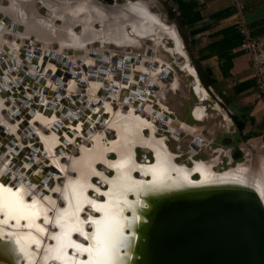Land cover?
<instances>
[{"label": "bare ground", "instance_id": "bare-ground-1", "mask_svg": "<svg viewBox=\"0 0 264 264\" xmlns=\"http://www.w3.org/2000/svg\"><path fill=\"white\" fill-rule=\"evenodd\" d=\"M10 1L11 3L9 4V6H3L2 4H0V13H3L11 17L17 23L23 22L22 25L26 27L25 33H20L17 30H14V32H16L17 35L20 37H25L26 34L29 33H35L37 39L39 38L38 40L41 41L45 46L46 45L49 46L51 45V43L59 44L58 52H61L62 50H66L68 49V47L71 48L70 46L72 47L82 46L85 44V42L86 43L89 42L87 45L95 42H101L102 45H106V43H109V44H114L115 46L118 47L129 46L127 44H120L119 42H117V39H114V36L116 37V35L118 34L116 32H118L119 30L122 32V36L126 40H131V38L134 35L141 37V31H142V33L146 35L141 38H152L151 36L153 35L152 33H155V35L157 36V39L155 40L159 42V40L162 39L164 36L163 33L165 31L163 29H167V32L169 33V37L174 38V40L177 43V47L178 44L180 45V42L183 45L181 38L179 37L177 30L174 28V26L168 25L163 19L160 18L159 14L154 13L152 10H150L151 6L148 5L147 3H141L139 1H127L124 3L116 4V8L118 9L107 10L105 7L98 4L96 0H77L74 2L71 0H42L41 3L48 8V18L44 17L45 21L51 23L49 15L53 16L52 13H55L56 14L55 24H57V21H60L61 24L59 23L57 27L59 28L60 26L62 28V29H58L56 27L55 30L57 31V39L59 40V42L56 41L44 42L40 40V38H42L43 35L46 33H48L49 35V31L45 30L42 23L41 26L38 24V21H36L37 19H39L38 18L39 16L37 15L34 8H32L33 13H28V10L25 11L24 9L25 6L23 4H20L19 1L17 0H10ZM20 6L22 7V9H24V11L21 10ZM20 14H22L21 18L19 17ZM147 14H149V16L151 17H149ZM33 15L35 16V18H32L34 17ZM153 20H156V22H158L161 28L156 27L155 21ZM98 23L100 24V27L96 28ZM128 25H131V27H128ZM67 28H71L73 31H75V33H81V32L83 33H81L78 36L74 32L73 33L67 32L66 31ZM77 28H80V30L77 31ZM170 30H172V32H169ZM9 32L10 31L8 30V28H4L3 30H0L1 44L4 38L3 36L5 34H9ZM20 39H26V38H20ZM48 39H50V36ZM33 47L34 45H32L31 48L29 49L30 52L33 50L32 49ZM1 48L2 47H0V53L6 51V49L4 50V48L3 49ZM34 51L37 52L35 50V47H34ZM45 53H47V51ZM42 60H43L42 57H39L40 64L42 63ZM6 62L8 63L6 68L4 66H1L2 64H0L1 66L0 68L2 69V71H4L6 75V79H4L3 83H1L0 88L2 89L3 87L5 88L7 86L9 89L12 90V88H10L9 86H11L12 82H16V81L8 74V71L9 72L11 70L17 71V67H15L17 66V64L16 63L13 64V61L10 62V60H6ZM87 63L88 62H86V64ZM59 65H60V69H59L60 71L64 70V72H69L70 70H73L72 68H69L64 64H59ZM53 69L54 71H56L58 69L57 65L53 66ZM21 70H23L22 66H21ZM193 70L196 74L194 68ZM31 71L33 72V74H37L36 70H31ZM83 76L85 78L84 73ZM194 77L197 81V85L198 84L200 85V82L197 78V74ZM9 80H11L12 82ZM19 80L21 79L19 78ZM35 80L36 78H34L31 81V83L32 84L35 83L36 85L38 84V82ZM79 80L81 79L79 78ZM70 82H71L70 80L68 82L65 81V77H64V83H63L64 88L68 89L70 86ZM73 82L79 84L81 81L78 82V80L73 79ZM134 82H135L134 80L129 82L128 80L123 81L124 86H122L118 91H114L116 96L123 97V95L128 92L131 93L138 92L139 88L136 87ZM88 88L91 90L90 91L92 98L91 103L102 99L105 104L103 108H105L106 111L109 113V118L107 122L102 124L103 130L101 131V133L97 135L96 134L91 135L89 131L88 132L83 131V129L88 126L86 125L87 123L85 122L83 117H80L79 110H76V107L74 106L75 105L74 101L76 99H79L83 103H85L86 100L84 102L82 99V95L79 96L77 95L79 92L78 88L74 92H69L70 95L69 96L67 95L68 97L65 99V101L63 99H59V100L61 104L64 103V108H66V110L62 112L65 113L66 115H71L70 116L71 124L67 127L62 126L60 120L55 118V116H52L56 121L52 122L53 120L51 121L45 120L44 122L47 123V127H50L53 135L50 136L49 139H47L46 136L43 137L41 143L36 142L37 144L36 146L38 147L41 146V149L43 146V148L46 150V154L43 155V160L44 159L46 160L47 158L49 161L48 164H51L59 168L62 172L61 175L58 174L54 175L56 181L54 188L50 189V192L48 194L44 196H39L38 190L40 188H37L38 185L36 182H39L41 179H43V174H42V169L40 168L42 160L39 159L37 155L35 156L34 159L36 163L32 167V169L36 167L33 170L34 174L31 175V180L26 179V181L25 180L21 181V185L18 191H16L18 195L10 196L7 193H0V199L6 198L9 203L13 204L14 207H15V202L17 200L22 201L23 204L25 205H33V202L35 201V204L32 207H25L23 209L16 208L14 212L11 214V216L7 213L6 209L0 208V236H3L6 239L9 238V237H5V233L9 231L7 230V228L3 226V224H5L4 221H7L6 223L11 224L12 227H16V228L27 227L30 230V231H22V230L18 231L25 233L20 234L21 241L18 242L17 239L15 240V242H17L15 243L16 249L22 251L25 254H28L31 251L32 246H33L32 251H34L37 248L39 249L41 245L45 243L52 251V249L56 246L57 241L56 240L52 241L51 238L54 235H60L62 232L67 231L69 225H74L77 222V216L79 217V220H86L89 217L99 218L95 216V214L92 211L88 210V208L89 207L91 208V206L87 203V200H95L99 204L110 205L112 209L119 214V218L122 219V223L125 226L123 229L125 235L127 226L133 224V221L131 220L132 221L131 222L130 218H128L126 214V212L131 208V206L129 205V202L125 199V196L128 195L129 192L133 190V187L131 186V182L136 184L139 182L140 183L146 182L145 178L141 180L136 179V177L134 176V172H140L144 177L148 174H152L154 179L153 181H161L165 179L166 176H171L172 173L176 171L181 175V178L187 182H190L192 180L191 175L193 172H198L200 174L201 179L203 180L219 172L213 168V162L195 160L194 165L191 167L187 165L178 164L176 162L177 155L168 148V145L166 144V139L163 136H158L157 133L160 130L158 129V126L155 125L154 120H150L144 117L140 112L137 111V108L133 103H131L129 107L124 108L125 105L124 102L120 101L119 99L117 100L119 107L115 109L112 107L113 105L112 101L108 99L105 95H99L90 87ZM199 91L202 92L201 90ZM32 97L34 96L28 95V98L31 101L32 100L34 101L35 98ZM36 100L37 101L36 102L34 101V103L37 104V106H35V108L33 109L34 110L33 116L29 120L30 125H32V120L37 119V117L40 114L45 115L47 113L46 109L48 103L47 101H45V98H43L42 100L40 98H37ZM3 106L0 103V125L4 124L7 131L6 133H8L9 135H14L18 143L21 144V146H23L22 145L23 143L20 141L21 137L16 133V131H14V129L12 130V128L7 124L6 119L9 120L8 117L6 118L2 115V108H4ZM53 106L56 105L52 104L50 108L53 109L54 108ZM7 107L5 106L4 109H7ZM40 107L42 108L40 109ZM93 107L94 110L100 109L96 106ZM14 108L17 109L18 107L17 108L14 107ZM201 111H202L201 109H198L197 113L199 114L201 113ZM49 114L52 115V110H49L48 115ZM82 116H86V115H82ZM93 116L95 117V115ZM21 117H22L21 121L26 119L25 115H22ZM74 120L75 122L83 121L78 126L79 132H77L75 130L76 128H74L75 127L74 126L75 124H73L75 123L73 122ZM87 121L91 123V120H87ZM29 124L28 122H25V125H22V127L25 129L27 128L26 126ZM34 127L36 126H33V128ZM36 129L39 130L38 128ZM107 131L116 133L115 139L107 140L105 138V133ZM145 131L148 132V135L145 134ZM26 133H24L23 135L24 137L29 136L28 133L27 134ZM78 134L79 137L83 138V143L79 144V148H77V155L76 153H73L71 154V156H69L70 151L66 147L68 146V144L73 143L72 141H69L70 140L69 138L73 137L76 139ZM8 139L9 136L7 134L5 135L3 134L2 137L0 136V140L3 143L8 142ZM89 139H92V144L89 143L90 141ZM1 141H0V145L2 144ZM35 141H37V139L33 138L30 141L31 143H29L30 144L29 146L32 147L33 146L32 143ZM63 146L65 148L63 155L57 154L56 153L57 150ZM137 146L149 149L152 151V153L154 152L157 158L156 163L152 165H147V163L146 165L138 163L135 159V148H137ZM110 153L116 155L115 160H111L108 157ZM64 158H67L70 162L76 165L74 169L76 170L77 175L76 174L68 175L67 168L70 162H66ZM11 159H12V155L10 154V150L6 154L4 160L0 159V177L3 176L7 170H10L12 179L16 178L17 176L16 172H14L12 168H9L8 166V163L11 161ZM249 163H251V160H247L246 162L243 163L241 162L235 166H231L229 169L226 170L227 171L226 174L230 173L232 175L243 178H253L256 180V182H258L260 187L264 189V160L261 161L257 167L252 166ZM99 164L100 165L103 164L105 166L104 168H108L109 170L113 169L114 176L112 175V177H109L106 174L107 172L100 170ZM95 165L98 166V170L95 169L94 167ZM24 166L25 169L27 170L26 172L24 171L22 173L29 178L27 171H30L31 166L27 162H24ZM62 175L65 176L67 179L66 181H63V184H60L59 178ZM93 176H100V178L103 179V181L101 182L103 183V185L106 184V181L109 182L110 190L107 191L106 190L107 187L105 188L100 187L101 185L99 186L93 180ZM33 182H34L33 186H30L29 183H33ZM90 189H94L98 194H101L103 192L107 193V201L98 198V194L92 195L89 192ZM55 192H58L59 195L56 196L54 194ZM28 197H31V199H29ZM61 197L63 200H65V204H60ZM78 206L82 208V211H80L79 213L76 212ZM2 214L4 215V217L1 216ZM12 220H14V224L11 223ZM22 220L26 221L25 225L21 224ZM36 226L43 228L44 232L43 233L38 232ZM88 226L91 225L88 223L82 225L85 232H91V230L88 229ZM47 234H49L50 237L48 239H47ZM76 234L77 232H72L71 238L77 241L78 243H83L80 239H77L75 237ZM45 238L47 239L46 242H45ZM37 240L40 241L39 245H37L35 242ZM127 242L129 243V241L127 240L123 242L122 246L118 250L119 253L125 244L126 247L128 246ZM83 244L87 245V243H83ZM66 251L69 256L78 255L75 253L74 249L72 253L69 251V249H66ZM37 256L38 253H36L35 251H34V256L29 254L28 259L31 264L37 262ZM53 256L48 257L50 264L55 262L54 260H52ZM79 259H85V257L79 255ZM57 261H59L58 264H67L66 260H57Z\"/></svg>", "mask_w": 264, "mask_h": 264}, {"label": "water", "instance_id": "water-1", "mask_svg": "<svg viewBox=\"0 0 264 264\" xmlns=\"http://www.w3.org/2000/svg\"><path fill=\"white\" fill-rule=\"evenodd\" d=\"M96 2L107 10L118 9L116 4H106L98 0ZM147 15L149 16V14ZM153 21H155L156 27L161 28L156 20ZM97 26L100 27V24L98 23ZM163 30L165 37L173 38L169 37L167 29ZM152 34V38L136 36L142 40L157 39L155 33ZM39 53L37 51V54ZM14 63L16 60H13ZM7 65L8 63L5 61L1 66L6 68ZM23 70L26 68L24 67ZM162 75L160 80L168 78L172 81V78L167 77L165 72ZM4 79H6V75L0 68V85ZM145 80L148 82V77ZM151 87L152 84L149 88ZM9 91L11 89L7 86L0 88V97L6 95L8 99L6 103L10 107L4 110L7 117L19 120L22 115H25L27 119H30L33 116V109L37 106L34 103L37 98L31 101L26 95L12 94V92L9 94ZM36 92L42 95L39 88ZM12 97L15 98V102L17 101L19 108L15 109L12 106ZM26 108L28 111H25ZM37 123L41 126L40 122ZM19 127L22 129V134L28 133L29 140L38 136L31 125L25 129L21 125ZM4 128V124H1L0 136L4 133ZM36 142L41 143L38 139ZM5 145H0L1 160L5 159L9 150L13 158L18 156L19 151L22 150L13 135H9V141ZM36 145L22 150L29 153L30 161L28 163H32V166L36 163L33 158ZM39 148L41 149V146ZM64 149L63 146L56 153L63 155ZM41 152V156L46 154L43 146ZM153 156V164H155L157 158L154 152ZM64 159L66 162H70L67 158ZM192 164L194 165V162ZM19 165L16 164L15 159L8 163L9 168L16 172V178L12 179L10 170L0 177V184L5 188H11L13 192L18 191L22 180H31L22 174L21 169L18 168ZM75 167L76 165L72 162L68 164V175H77ZM40 168L43 179L36 183L37 188H40L39 196H44L56 184L54 175H61L62 172L59 168L47 163H41ZM27 173L30 176V171ZM226 173V170L217 172L203 180L198 172H193L192 180L187 182L174 171L171 176H166L161 181H153L152 174H148L145 176L147 179L144 183L131 182L133 190L125 196V199L131 206L126 214L133 224L127 226L125 231L126 240L129 241V243L127 242L128 246L126 247L125 244L119 253L123 264H264V189L253 178H243ZM138 174L142 175L140 172ZM195 175H198L199 179L193 180ZM59 179L60 184H63L67 178L62 175ZM94 179L102 186L107 187V191L110 190L109 182L106 181V184L103 185L101 183L103 179L100 176H93ZM29 184L33 186L34 182ZM89 192L93 193L92 195L98 194L94 189H90ZM54 194L59 195L58 192ZM98 197L107 201V195L104 192L98 194ZM28 198L31 199V197ZM60 204H65L62 197ZM88 210L97 217L102 216V213H97L90 207ZM1 216L4 217L3 214ZM11 223L14 224V220ZM25 223L26 221L22 220L21 224L25 225ZM3 226L9 231L5 233V237L9 238L0 236V264H31L28 257L29 254L34 256V251L38 253V256L37 262L33 264H50L48 257H52L55 253L45 243L50 238L49 234H47V239L45 238V244L34 251H32V246L31 251L25 254L16 249L15 243L17 242L15 240L21 241L20 234L25 233L18 231L30 230L23 226V228L12 227L7 223ZM88 229L93 230L92 226H88ZM77 235L85 240L78 232ZM51 240L54 239L51 238ZM85 242L88 244V241L85 240ZM71 250L73 251V249ZM82 257L86 258V254ZM52 260L55 261L52 264L59 262L53 258Z\"/></svg>", "mask_w": 264, "mask_h": 264}, {"label": "crops", "instance_id": "crops-1", "mask_svg": "<svg viewBox=\"0 0 264 264\" xmlns=\"http://www.w3.org/2000/svg\"><path fill=\"white\" fill-rule=\"evenodd\" d=\"M186 1H193L197 6H200V8L202 10L203 19L200 22V24L197 25V27L211 26V28H209V29L203 31L202 33L198 34L195 38H193V39L190 38V40H193V42L195 43L194 54L195 53L196 54L194 56L193 61L198 62V57H199V59H202L203 60L202 64L204 65V69L210 68L212 70V72L214 74L215 82H216L215 84L210 83V78H209V81H207L204 88L200 85L201 86L200 89L202 91L201 92L202 96L200 97V100H201V102H204L205 100L206 101L204 104H201V105L200 104H198L196 106L191 105V109L195 108V111H194L195 118L198 119L200 122H202V124L207 125L206 135L202 139L201 147L205 148L206 150L208 148H210V150L213 149V151L216 149H219V148L228 150L229 151L228 157H229L230 152L233 149V147L239 148V150H241L243 152L242 145L251 139V138L247 139L250 134H254V135L256 134V135H258L257 137L262 138L264 140V103L260 99L258 92L255 89V70L253 68L250 56L247 53L241 52L239 50V48L232 51V53L239 52V54L233 59V66L229 72V75L227 77H225L221 71L220 63L216 57H211L208 59L204 58V56L208 54V51H206V47L208 46V43L211 42V39H210L211 34L218 32L222 29H225L227 27H230L232 25H236L238 23L239 13H238L237 8H236L237 3H240L243 6V14L242 15H243V18H244L246 24L251 29V31L253 33H256V34L261 33L263 28H264V0H186ZM227 8L234 9L235 10L234 14H232L231 16H229L227 18L219 20V21H216L215 19L211 18L212 14H214L218 11L227 9ZM24 46L25 45L21 44V46L19 48L20 49L19 51H21L20 57L18 59L12 58V60H10V62H12L15 59L16 64H19V62H20L22 68L24 69V67H23L24 64L22 63L21 58H27L28 56L26 57V55H25V54H27V52L30 53L31 56H34V55L37 56V58H35V60L33 61V63H35V65H36V67L35 68L31 67V68L33 70H36V72H37V75H34L33 78H36L35 81L40 83L42 81L40 76H44L43 72H45L44 71L45 67H44L43 63L48 58L47 54L45 53L46 51L45 52L40 51V53H39L40 55H39V54H37V52L34 51V49L31 51L32 53L30 52V50H27V49H30L32 45H30V47L27 49ZM201 56H202V58H200ZM39 57H42V59H43V62L41 64L39 61ZM86 61L88 62L87 64H86ZM95 61H96L95 59L94 60H92V59L86 60L85 59V65L83 66L84 69L87 67L90 69V66H91L90 64L94 65L95 63H98ZM184 63H185V61L183 62V64ZM160 64H164V62L161 61ZM188 64L191 67V70H193V67H194L193 63L191 65L188 61ZM31 68H29V72H31L33 74V72L31 71ZM57 68H58V66H57ZM103 68H105V67H101L102 71H105L104 73H101V71L100 72L97 71V73L96 72L93 73L94 76L91 75L90 79H89V77H87L86 73L83 72L85 74V78L83 76V73H81V75H79V77H77L78 82L82 81V80H86L87 87H90L99 95H105L108 99H110L114 103L118 104V101H117L118 99L120 101L124 102V104L126 103L127 107L131 103H133L136 106L137 111H139L147 119H150L148 116H151L150 120H154V123L158 119L161 121L162 124L166 122V120L165 121L163 120V116L166 117L167 115H169V112L167 111L168 109L166 108L165 105H162V103L160 101L153 104L154 98H153V92L151 89H149L148 92L146 93L142 89L139 88L138 92H134V93L128 92V93L124 94L123 97L116 96L114 91H118L122 86H124V84H123V82L122 83L121 82L118 83L117 81L113 82L110 75H109L111 69L105 70ZM156 68H157L156 72L155 71L151 72L150 80H155L158 72H160V70H161L159 68V64ZM46 69L53 70L50 66V63H48ZM138 70H148V69L143 64H141L140 66L137 67L136 71H138ZM162 71H164L166 73L167 77L172 78V83L170 84L171 86L169 88L171 90H169V91H171V92L179 91L180 87H179V82H178L177 77H175L174 74L172 75V72L169 69L167 71V68H162ZM64 73H66V72H64ZM98 73H100V74H98ZM135 73L136 72H134V74ZM8 74L10 75L9 71H8ZM190 74L191 75L193 74L194 76L196 75L195 72L194 73L192 72ZM62 75L64 76V74H62ZM100 75H102V76H100ZM67 76L68 75H66L65 78ZM109 77H110V79L108 80ZM79 78L81 80H79ZM23 79H24V77H23ZM22 80H21V82H19L17 84V87L14 88L12 94H20L22 96L26 95L28 98L29 93L24 92V91L19 92V89L21 86L20 84L22 83ZM101 80H103V81H101ZM70 81L71 82H70L69 88L66 89L63 86L62 88H60V91L58 94V95L62 96V98L60 97V99H63L64 101L70 95L69 92H71V90H76L77 88L80 89V87L82 86V82L77 84L76 82L75 83L73 82V79H70ZM244 83H250L251 85L246 89L240 90V86ZM31 84L32 83L30 82V85ZM47 84L50 87L49 89H56L57 88V85L55 83H53L49 78H47ZM134 84L137 85V82H134ZM18 85H19V87H18ZM32 85L37 86V84L35 85V83ZM158 85L160 88L166 87L164 82H162L161 80L159 81ZM196 85H197V81L195 79V82H193L194 88L196 87ZM215 88H216V90H218V92L220 94H223L224 97L222 98L223 104L216 106V110L214 111V107H213L214 102L212 100V96H213V93L215 92ZM39 89L42 91L43 94L40 95L37 92L32 93L34 95V98L37 97V98H40L41 100L43 98H45V101H47L46 100L47 95L44 96L45 91H43L41 88H39ZM80 91H81V89H80ZM89 91H90V89L88 90V92ZM88 94H90V92ZM88 94H86V95L84 94V95L86 97H89ZM79 95H81V92H79ZM158 95H159V93H158ZM88 101H90V99ZM41 108L42 107H40V109ZM140 108H141V110H138ZM26 109H25V111H26ZM198 109L202 110L201 113H199V114L196 112ZM172 114L173 113H171V115ZM20 119H22V117ZM29 120L30 119H27V118L24 119L23 121L20 120V122H22V123H18V125L19 126L25 125V122H28V124H29ZM166 124L168 125V127H171L172 134L175 136H178V134L181 132V130L184 129L185 127L191 126L190 128H192L195 126V125H191L192 123L185 122V123H182V128H175L172 125V123L170 122V120H167ZM240 124H245V128L243 130L239 129L238 126ZM29 125H27L26 127H28ZM218 127H221L223 129L224 133H223V135L221 134V136H219ZM3 132H4L3 133L4 135L7 134L9 136V134L6 133L7 132L6 128H4ZM3 134L1 135V137L3 136ZM34 138L41 141L39 136L34 137ZM175 138L178 139L177 137H175ZM228 139H229V141H226ZM8 141H9V139H8ZM30 141L31 140H29V136L21 138V142H23V144H22L23 146H21V144H20L21 149L23 150V148H27V147L32 148L33 146L32 147L29 146L30 145L29 143H31ZM6 143L2 142V145H5ZM197 143L198 142H196V144ZM32 144L34 145L36 143L33 142ZM193 148L194 149H192V152L196 151L199 147L194 144ZM22 150L19 151L20 154L18 156L14 157V158L12 157V159L16 160V164H20L18 168H20L22 172H24V171L26 172L27 169H25L24 162L28 163L30 161L29 160V153L27 151H22ZM22 152H25V153H22ZM38 154L42 155V152H41V149L38 146H36V152H35L33 158L35 159V156H37ZM21 156L22 157L25 156V157L22 158ZM23 159H24V161H23ZM199 161L213 162V168L215 169V166L218 163V157H215L214 159H211V160H199ZM38 163H40V162H38ZM41 163H46V162L41 161ZM239 163H241V162H239ZM28 164H30V163H28ZM30 166H31V168H30V176H31L32 174H34V172H33L34 169H32V167H33L32 163L30 164ZM30 176H29V178H31ZM75 237L77 239H80L83 243H86L85 240H83L82 238H79L77 234ZM69 251L71 253L73 252L71 249H69Z\"/></svg>", "mask_w": 264, "mask_h": 264}, {"label": "flooded vegetation", "instance_id": "flooded-vegetation-1", "mask_svg": "<svg viewBox=\"0 0 264 264\" xmlns=\"http://www.w3.org/2000/svg\"><path fill=\"white\" fill-rule=\"evenodd\" d=\"M17 1H19L20 4H23L26 7V8L24 7V9H25V11L28 10V13H33V9L32 8H34V10L36 11L37 15L39 16L38 17L39 19H37L36 21H38L39 25H41V23H42V25L44 26L45 30L49 31V35H48V33L44 34L43 37L40 38V40H42L44 42L45 41L46 42H53V41L59 42V40L57 39V31H55L57 25L59 24L58 21H57V24H55L56 14L52 13L53 16L49 15L51 23L45 21V18L46 17L48 18V8L42 5V3H41L42 0H17ZM36 1H38V3L35 4ZM71 1L74 2V1H77V0H71ZM98 1L104 2L106 4L107 3L108 4H118L119 3L118 0H98ZM126 1H134V0H125L124 2H126ZM30 2H32V3H30ZM10 3H11V1L8 0V4L7 5H3V6H9ZM34 4L37 5V6H35ZM39 5L42 6L46 10V14L45 15L39 14V8H38ZM24 9H22V7H21L22 11H24ZM0 15H1L0 16V22H1L0 23V30H3L4 28H8V30L10 31L9 34H5L3 36V37H5V39H7L10 36H13V34L17 35V33L14 32V30H17L20 33H25L26 27L24 25H22L23 22L17 23L14 19H12L11 17H9V16H7V15H5L3 13H0ZM19 17L21 18L22 14H20ZM169 17H170V15H169ZM32 18H35V16L32 17ZM36 18H37V16H36ZM42 20H44V21H42ZM53 21H54V23H53ZM96 28H98V26ZM58 29H62V28L59 26ZM66 31L70 32V33L71 32L75 33V31H73L71 28H67ZM77 31H79V29H77ZM81 33H83V32H81ZM81 33H75V34L79 36ZM116 33H118V34L116 35V37L114 36V39H117V42H119L120 44H127L130 47L129 46L118 47V46H115L114 44H109V43H106V45H102L101 42H95V43L87 45L89 42H87V43L85 42V44L82 45V46H78V47L70 46L72 49L68 47V49L62 50L61 52H58V49L56 51V50H54V48L55 47L58 48L59 44L51 43V45L45 46L46 48H43V43L38 40L39 38L37 39V36H36L35 33L26 34L25 37H20V36L17 35L20 38H26L23 41L19 40V39H15L16 42H19L20 44L25 45L24 47H26V49L29 48L30 45H34L35 46V50H37L39 52L41 50L44 51V52L47 51L46 54H47L48 58L43 63V65L45 67V70H44L45 72H43L44 76H40L42 81L40 83H38L37 86H34L32 84L30 85L31 86L30 89L32 90V93L33 92L36 93L38 88H41L43 91H45L44 92V96L47 95V99H46L47 103H48V106H47V109H46L47 113L45 115L44 114L43 115L42 114L39 115L40 117L41 116L42 117L45 116L44 118L41 117V119L43 121H45V120H50V121L53 120L52 122L56 121L53 117L52 118L50 117V116H53V113H52V115L51 114L48 115L49 110H52L50 108V106L52 104L58 106V108L61 109L62 111L66 110V108H64V103L61 104L60 100H59V98L60 97L62 98V96L58 95L59 91H60V88H62L64 86L63 85L64 76L68 75L67 76L68 79L65 80L67 82L70 79H77V77H79V73L76 72L75 68H77L78 65H80V63H82L84 59L89 60V58L92 59V60L95 59L96 60L95 62H98V63H95V65L91 66V68L95 67L96 64L97 65L100 64L101 66H104L106 69H111L110 72H111V74L113 75L114 79L117 82H121V81L123 82L125 80L126 81L128 80V82H129V79L131 78L130 77L131 72L132 73L136 72L133 76L135 77L134 80L137 82V86L139 88H142V90L144 92H146V93L148 92L149 89L152 90L153 98H154L153 99V101H154L153 104L158 102V98H157L158 93L162 92V89H163V92H164V89H165L164 99L162 101H163L164 104L167 105V100H168V98H167V93L168 92L167 91L170 90L169 88L171 86L170 84L172 83V81L170 79H168V78H165V80L163 79L164 81L163 80H161V81L164 82L166 87H164V88H160L159 87L158 83H159V81L161 79V76H162V74L164 72L162 70L160 72H158L157 77L155 78V80H150L151 72H154L153 68H155L156 64H159V61L154 59L155 56H156V49L154 48V46L155 47H160L165 53H167L171 57V59H170L171 61H168V62L171 65V69H172L173 74L175 75V77H177V79L179 81L180 87L184 84V83H182L183 81L181 80V77H180L182 74H185V75H187L188 77H190L192 79V81L190 83V86H189V91L191 92V94L196 99V103L197 104L195 103V106L198 105V104L201 105V104L205 103L206 100L204 102H201V100H200V97L202 96V94H201V92L199 90H201L200 89L201 86L204 88V86L206 85L207 81H209V76L207 75L206 68L204 69V65L202 64L203 63L202 59H199V57H198V62L193 61L194 56L196 54V53L194 54V51H195V46L194 45H195V43L193 42V40H190V39L187 40V38H182L181 37V41H182L183 45L180 42V45L178 44V47H177L176 41L174 39H171V38H169L170 40L168 42L165 39L162 38V39L159 40L160 43L157 44V40H155V39H152V40H150V39L140 40L137 36L134 35L131 38V40H126L125 38H123L122 32L120 30L118 32H116ZM145 35L146 34L142 33V31H141V37H143ZM49 36H50V39H48ZM24 41H27L28 43H26ZM146 41H150L153 44V47L152 46H148V47L144 48V45H146ZM169 42L171 43L170 46L167 45V43H169ZM2 43H4V42H2ZM138 43H139V45H137ZM96 44L98 46H95ZM1 45H4V44H1V41H0V47H1ZM111 46L115 47L119 51L112 50ZM165 47H171L173 49H168L169 51H167ZM133 48L134 49L143 48V52H136V53L129 52V50L133 49ZM32 49H34V48H32ZM75 49H78V50H75ZM79 49H86L88 51V54L84 55L85 57L78 58L77 61L72 60L71 58H69L66 55L68 53L67 50L83 51V50H79ZM9 50H10V54L14 53V50L12 48L9 49ZM27 50H29V49H27ZM171 51H173V53H170ZM3 54H4V52L0 53V64L4 63L6 61L3 58ZM25 55H26V57L28 56L27 58H25V60L27 62V66L23 65L26 68V70H24L25 72H23V74L21 73V75L25 78V81L29 82V84H30L32 79H34L33 78L34 75H37V74H32L31 72H29V68H31V67L35 68L36 67V65H35V63H33V61L35 60V58H37V56H35V55L31 56V54H28V52ZM200 58H202V56ZM184 61H185V63L181 66V63L184 62ZM188 61L190 62L191 65L193 63V65H194L193 68L196 71L197 78H198L201 86L198 84L194 88L193 82H195V77L192 76L191 74H188V72L189 73H192V72L194 73V71L191 70V67L188 64ZM42 62H43V60H42ZM48 63H50V66H51L52 69H53V66H55L54 64H56L58 66V69H60V65L59 64H64L65 66H67L69 68H72L73 70H70V72L64 73V70L60 71V70L57 69V71L54 72L53 71L54 69L53 70L46 69ZM141 64H143L148 70H138V71H136L137 67L140 66ZM15 67H17V71L21 70L20 62ZM31 70H33V69L31 68ZM185 70L186 71L188 70V72H186ZM15 71L16 70H11L10 72H15ZM62 74H64V76ZM59 75L63 76V77H60V79L63 78L62 83H60V81L58 80ZM23 77L20 78V79L22 80ZM46 77L49 78L53 83H55L57 85L56 89H49L50 87L47 84V78ZM146 77H148V79H149L148 82L145 80ZM13 79L16 82H12L11 80H9V81L12 82L11 86H9L10 88L17 87V83L21 82V80H19V77H18V79L17 78L16 79L13 78ZM151 84H152V87L149 88V86H151ZM74 91H76V90H71V92H74ZM11 92L13 93L12 90H11ZM79 92H81L80 89H79ZM79 92L77 94L78 96H79ZM169 92H171V91H169ZM8 93H10V91ZM30 95H32V94H30ZM81 95H82L83 101L85 102V100H86V102L83 103L81 100L76 99L74 101L75 102L74 106L78 107V105L81 104L80 108H82L83 105H84V107H85V108H83L84 111H85V109L86 110L88 109L92 113V115H91V113L85 114L83 110L81 111V110L78 109L79 112H80L79 113L80 117H83V119L87 123L86 125L88 126V127H85L83 129V131H85V132L89 131L91 133V135L100 134L101 131H95V129H94L95 125H97V126L101 125L102 126V124L107 122V120L109 118V113L106 111L105 108H103L105 106L104 101L102 99H100L98 101H94L93 103H91V99H92L91 98V92H90V94H88L89 97H86L82 93H81ZM75 97H77V96H75ZM223 97H224L223 94H220L218 92V90H216V88H215V92L213 93V96H212V100L214 102V104H213L214 111L216 110V106H219V105L223 104V100H222ZM32 98H34V97H32ZM89 99H90V101H88ZM52 100L55 101V102H52ZM113 103L114 102H112V104ZM93 106H96V107H98L100 109L94 110ZM112 107L117 109L119 106H118L117 103H114V105H112ZM124 107L125 108L127 107L126 103H125ZM168 108H170V107L168 106ZM138 110H141V109H138ZM194 111H195V108H194ZM194 111L190 107V118H191L190 121H187L185 119H180V123L181 124L185 123V122H188V123L190 122L191 123L193 121L200 122L198 119L195 118ZM61 115H62V113H61ZM82 115H86V116H82ZM93 115H95V117ZM68 116L70 117L71 115H68ZM172 116L174 117L175 121L179 119L178 116L175 113H173ZM63 117H64V115H63ZM148 117L151 119V116H148ZM55 118H57L56 115H55ZM87 120H91V123H89ZM163 120H167V119L163 118ZM73 122H75V120ZM81 122H83V121H77V122L73 123V124H75L74 128H76L75 130L77 132H79L78 126H79V124ZM156 123L160 127L161 126H167L166 124H162L159 119L156 121ZM115 136H116V133H115V135L114 134L109 135L108 133H105V138L107 140H113V139H115ZM69 139H70L69 141L75 142L74 140H76V142H79V143H81L82 140H83L82 137H79V134H78L76 139L73 138V137L69 138ZM89 140H90L89 143L92 144V139H89ZM171 140L172 141H176V138H174L171 135H169V138L166 139V144L168 145V148L170 150H172L174 148L173 145H171ZM226 141H229V139L226 140ZM72 145H74V144H72ZM77 148H79V145H78ZM192 149H194L193 145H190L188 147V150H183L182 146H180V145L175 147V152L174 153L177 155L176 162L178 164L187 165V166L191 167L193 165L192 163L195 160H202V159L203 160H208V156H210V154H211V153H207V150L205 148H202V147H199L197 150L195 149L196 151H194V152H192ZM236 152H241L242 153V151L239 150V148H234L233 147V149L230 152V156L227 158V160H225V161H222V160L220 161L219 160L218 164L215 166V170L219 171V172H222V171H225V170L229 169L231 166H234L237 163L241 162V160L238 162L235 159L234 154ZM71 154H73V153L70 152L69 156H71ZM76 154H77V152H76ZM78 154H80V153H78ZM74 156H75V154H74ZM108 157L111 160H115L116 159V155L113 154V153H110ZM224 157H225V155H224ZM242 158H243V154H242ZM135 159H136V161L138 163L143 164V165H146V163H147V165H152L154 163V156H153L152 151L149 150V149H146V148L138 147V146H137V148H135ZM101 165L99 164L100 170L107 172L106 174L109 177H112V175L114 176V170L113 169H110L111 170L110 171L108 168H104L105 166L103 164H101ZM94 167H95L96 170H98V166L95 165ZM137 173L138 172H134V176L136 177V179H138V180L139 179L141 180V179H144V178H145V180L147 179L143 175H140V174L137 175ZM197 179H199V176L195 175L193 177V180H197ZM94 181L99 186L101 185L100 187L105 188L104 186H102V184L98 183L97 180L94 179ZM91 194H93V193H91Z\"/></svg>", "mask_w": 264, "mask_h": 264}, {"label": "rangeland", "instance_id": "rangeland-1", "mask_svg": "<svg viewBox=\"0 0 264 264\" xmlns=\"http://www.w3.org/2000/svg\"><path fill=\"white\" fill-rule=\"evenodd\" d=\"M124 1L125 0H118L119 3H124ZM134 1H139L141 3H147L148 5H150L151 6L150 10H152L154 13L159 14L160 17L168 25L174 26V28L177 30V33H178L179 37L187 38V40L191 38L190 35H189V29L187 27H185V26L184 27L181 26V22H180L181 21L180 20L181 11H180V9H179V7H178V5H177L175 0H134ZM0 4L7 5L8 4V0H0ZM38 8H39V14H41V15H45L46 14V10L42 6L39 5ZM170 10H171V12H175L174 18H170L169 17ZM58 22L61 24L60 21H58ZM77 29L80 30V28H77ZM13 36L8 37L7 39H5V37L3 38L4 43H2V44H4V45H1V47H2L1 49H3V48H4V50L6 49V51L3 54V58L5 60H11L12 58H17L18 59L20 57V55H21V51H19L20 50L19 48H20L21 44L19 42H16L15 39H19V40H22V41L24 39H20L19 37L15 36V35H13ZM163 39H165L167 42L170 40L168 37H165V36L163 37ZM24 42L28 43L27 41H24ZM139 43L137 45H139ZM159 43L160 42L157 41V44H159ZM167 45L170 46L171 43L169 42V43H167ZM95 46H98V45L96 44ZM148 46H152L153 47V44L150 41H146V45H144V48L148 47ZM11 48L14 49V53L13 54H10V50L9 49H11ZM43 48H46L44 44H43ZM111 48L114 51H119L113 46H111ZM154 48L156 49V56H155L154 59L159 61V68L161 70H162V68H167V71H168V69L172 70L170 63L168 62V61H171L170 60L171 57L167 53H165L160 47H155L154 46ZM165 48H166L167 51H169L168 49H173L171 47H165ZM57 49H58L57 47L54 48V50H56V51H57ZM75 50H78V49H75ZM75 50H67L68 53L66 54L69 58H71L74 61H77L78 58L85 57L84 55L88 54V51L86 49H79V50H83V51H75ZM129 52H132V53L143 52V48H137V49L133 48V49H130ZM170 53H173V51H171ZM21 61H22V63L25 66H27V62H26L25 58H21ZM161 61H163L164 64H160ZM182 64H183V62L181 63V65ZM84 65H85V59L83 60V62L80 65H78L77 68H75L76 72L79 73V75H81V73L84 72V73L87 74V77H89V79H90L91 75L93 73L97 72V71L98 72L101 71V73H104V71L100 70L101 67H104V66H101L100 64H98V65L96 64V66L92 67V68H91V66H93V64H90L91 65L90 69L88 67L86 69H83ZM103 69L107 70L106 68H103ZM153 69H154L155 72L157 71V68L156 69L153 68ZM23 72H25V71L24 70H19V71H15V72H10V75H11L12 78H18V77L22 78L23 76L21 75V73L23 74ZM186 72H188V70ZM188 74H190V73L188 72ZM109 75H110V77H111L113 82L116 81L114 79L113 75L111 74V72H110ZM133 75H134V73L131 72V75H130L131 78L129 79V81H133L135 79V77ZM60 77H63V76L59 75V77H58V80L60 81V83H62L63 78L60 79ZM110 77H109V79H110ZM180 77H181V80L183 81L182 83H184L183 84L184 86L182 85L180 87V85H179L180 90L177 91V92H169V91H167L168 92L167 93V98H168L167 105L170 108H168V106L166 104H164L163 101H162L164 99L165 89H164V92H163V89H162V92H160L159 95L157 96L158 101H160L162 103V105H165L166 108L168 109L167 111L169 112V115H167L166 117L163 116V118H165L167 120H170V122L172 123V125L175 128H182V124L180 123V119H185L187 121H190V119H191L190 118V107H191V105H195V103H196L195 97L189 91V86H190V83H191L192 79L190 77H188L187 75H185V74H182ZM66 79H68V78L66 77L65 80ZM76 80H78V79H76ZM81 82H82V86L80 87L81 93L86 95V94L89 93L88 92V87L86 85L87 82H86V80H82ZM20 85L21 86H20L19 92L20 91H24V92L29 93L28 95L32 94V90L30 89L31 86H30L29 82L25 81V78L22 80V83ZM13 90L14 89L12 88V91ZM6 102H8V99H7L6 95H3L2 97H0V103L2 104V106L4 105L3 106L4 108H5V106L7 107V103ZM52 102H55V101L52 100ZM11 104H12V106H14L16 108L18 107L17 101L15 102V98H13V97H12V100H11ZM53 107H54L52 109L53 116L56 115L57 119L60 120V122L62 123V126H66V127L69 126L71 124L70 117L68 115H66L65 113H63L64 111L62 112V110L59 109L58 106H53ZM75 107H76V110L79 109L81 111L82 110L84 111L83 108H85L84 105H83L82 108H80L81 104H79L78 107L77 106H75ZM4 108H2V115L7 118L6 111H4L6 109H4ZM27 110H28V108L26 109V111ZM193 111H194V108H193ZM61 113H62V115H61ZM84 113L85 114H89L91 112H90V110H88V109L86 110L85 109ZM171 113H175L179 117V119L175 121L174 117L172 116L173 114L171 115ZM63 115H64V117H63ZM50 117H52V116H50ZM20 120H21L20 118H19V120L18 119L15 120L14 118H11L9 120L6 119L7 124L12 128V130L14 129V131H16V133L21 138H24V136H23L24 134H22V129H20L19 125L17 124V123H20ZM35 120H32V125L36 126L34 128H35L37 134L39 135L40 140L42 141V138L45 137V136H46L47 139H49V137L53 135L52 134V130L50 129V127H47V123L44 122L41 119L40 116H38L37 119H35ZM167 120H166V122H167ZM37 122H40L41 126ZM166 122L163 123V124H166ZM191 123H192L191 125H195V126L192 127V128H190L191 126L190 127L187 126L184 129H182V131L178 134V136H175V135L172 134L171 127H167L168 126L167 124H166L167 126H161L160 127L155 122L156 126H158V129L160 130L157 133L158 136H163L165 139L169 138V135H171L172 137L175 136V137L178 138V139H176V141H172L171 140V145H173V147H174L172 149V152H175V147H177L178 145L182 146L183 150H188V147L190 145H194V144L197 145L198 147H201L202 139L206 135L207 125L206 124H202V122H195V121H193ZM36 128H38L39 130H37ZM46 129H48V130H46ZM94 129H95V131H102L103 127L101 125H98V126L95 125ZM106 133H108L109 135H112V134L115 135V133L111 132V131H107ZM218 133H219V136H221V134L223 135L224 132H223V129L221 127H218ZM145 134L148 135V132L145 131ZM21 138H20V141H21ZM74 141L75 142L72 143L74 145L70 144V145H68L66 147L72 153H76L78 145L83 143V140H82L81 143L76 142V140H74ZM196 142H198V143L196 144ZM248 146L249 145H247L246 142H245V144L242 145L243 159L241 160V162H246L247 160H251V163H249V164H251L252 166L257 167L259 165V163L264 160V147H262V145L258 143V150L256 152H252V154H251L249 149H248L249 148ZM207 153H211L210 156H208V160H211V159H214L215 157H218V161L219 160L220 161L221 160L222 161L227 160L228 155H229V151L225 150V149H222V148L216 149L214 151H213V149L210 150V148H208L207 149ZM224 154L226 155L225 157H224ZM249 155H252V158ZM38 158L41 159L43 162H46L47 164L49 163L47 158H46V160L45 159L43 160V156H41L40 154H38ZM59 183H60V180H59Z\"/></svg>", "mask_w": 264, "mask_h": 264}, {"label": "snow or ice", "instance_id": "snow-or-ice-1", "mask_svg": "<svg viewBox=\"0 0 264 264\" xmlns=\"http://www.w3.org/2000/svg\"><path fill=\"white\" fill-rule=\"evenodd\" d=\"M0 193H7L10 196H17L18 193L13 192L11 188H5L0 185ZM107 195V193H105ZM91 209L103 215L99 218L89 217L86 220H79L74 225H69L68 230L60 235H54L52 239L57 241L56 246L52 249L55 253L53 259L66 260L67 264H123L119 255V248L127 239L124 235V224L119 214L115 212L110 205L99 204L95 200H87ZM33 205H25L22 201L17 200L15 207L9 203L6 198L0 199V208L6 209L11 216L16 208L23 209L32 207ZM82 211L81 207H77L76 212ZM7 221H4L6 223ZM88 223L92 226L91 232H85L82 225ZM31 226V225H29ZM63 227V225H62ZM38 232L43 233L44 229L36 226ZM72 232H78L84 237L88 244L78 243L71 238ZM39 245L40 241H35ZM66 249H74L77 256H69ZM86 254L85 259H79V255Z\"/></svg>", "mask_w": 264, "mask_h": 264}, {"label": "trees", "instance_id": "trees-1", "mask_svg": "<svg viewBox=\"0 0 264 264\" xmlns=\"http://www.w3.org/2000/svg\"><path fill=\"white\" fill-rule=\"evenodd\" d=\"M175 1L181 11V26H185L189 29V35L192 39L203 31L211 28V26L197 27V25L200 24L203 19L200 6H197L193 1ZM234 11V9L227 8L212 14L211 18L219 21L231 16L232 14H234ZM169 15L170 18H174L175 12H171L170 10ZM251 34L253 36L262 35L264 34V28L259 34L253 33L252 31ZM210 39L211 42H209L208 46L206 47V51H208V54L205 55L204 58L208 59L211 57H216L220 63V68L223 75L227 77L233 66V59L239 54V52L232 53V51L238 49L242 45V43L244 42V36L241 34L239 26L236 24L211 34ZM206 72L210 78V83H215V78L212 70L210 68H207ZM250 85V83H244L240 86V90L246 89ZM238 127L240 130H243L245 128V124H240ZM257 136L258 135L256 134H250L247 139ZM234 157L238 162L243 159L241 152H236L234 154Z\"/></svg>", "mask_w": 264, "mask_h": 264}, {"label": "built area", "instance_id": "built-area-1", "mask_svg": "<svg viewBox=\"0 0 264 264\" xmlns=\"http://www.w3.org/2000/svg\"><path fill=\"white\" fill-rule=\"evenodd\" d=\"M236 8L239 13L237 25L239 26L241 34L244 36V42L239 47V50L250 56L255 70V89L264 103V34L253 36L243 18V6L237 3ZM258 143L264 147V140L259 137H253L246 142V144L249 145L248 149L251 154L258 150ZM249 156L252 158V155Z\"/></svg>", "mask_w": 264, "mask_h": 264}]
</instances>
